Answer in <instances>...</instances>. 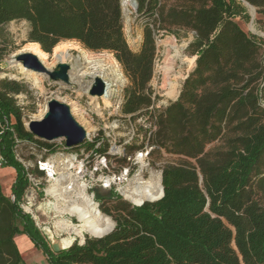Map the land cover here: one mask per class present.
<instances>
[{
	"label": "trees",
	"instance_id": "16d2710c",
	"mask_svg": "<svg viewBox=\"0 0 264 264\" xmlns=\"http://www.w3.org/2000/svg\"><path fill=\"white\" fill-rule=\"evenodd\" d=\"M137 1L151 18L137 51L124 32L122 0H0V28L27 21L28 40L49 53L68 40L112 52L130 80L121 113L133 120L148 116L157 151L193 162L163 167L158 200L139 206L111 190L101 210L113 217L114 230L55 252L20 206L29 174L45 172L27 169L16 147L38 150L37 159L47 155L43 148L53 153L57 146L26 128L16 99L27 92L25 84L0 79V154L16 171L14 200L0 186V264H26L14 240L18 233L43 250L48 264H264V37L237 20H250L242 0ZM246 1L264 16V0ZM181 30L194 33L188 53L197 57L195 68L176 100L149 109L156 105L150 82L157 35L180 37ZM5 53L0 40V63ZM99 140L85 146L95 148Z\"/></svg>",
	"mask_w": 264,
	"mask_h": 264
},
{
	"label": "rangeland",
	"instance_id": "374dc122",
	"mask_svg": "<svg viewBox=\"0 0 264 264\" xmlns=\"http://www.w3.org/2000/svg\"><path fill=\"white\" fill-rule=\"evenodd\" d=\"M165 1L168 5H172L177 0ZM122 9L124 32L127 41L130 47L134 51H137L141 47L144 27L151 18L146 12L139 11L137 0H122ZM246 9L250 15V20L245 21L238 17L237 20L240 25L247 32L264 37V16L258 14V8L256 7V13L251 18L250 12H254V8L249 6ZM259 19H262L263 23H260ZM29 29V23L25 20H14L4 24L0 28V40L6 48V53L0 63V79L8 77L25 84L27 92L16 95V99L17 103L23 107V120L26 128L27 119H42L48 109V102L56 99L68 104L74 118L88 131L95 132L97 136H104L107 143L115 140L121 143L131 141V144L127 146L125 156L113 161L114 167H110L112 171H119L121 166L135 161L134 157L139 147L153 146L150 143V136L142 132L143 127H149L150 125L149 119L146 116L137 118L136 120L130 119L128 116H124L121 111L118 112L116 110L117 101L115 99L110 100L108 98L106 100L104 96L90 94V88L94 83L95 76H100L111 85L112 93L110 97H124L125 88L130 84V80L121 63L112 52L91 51L85 49L80 42L75 40L61 42V48H65L74 57L82 56V52H87L90 57L94 58V62L92 63L93 66L89 65L83 57L80 62L81 64L79 63L80 65H77L76 61L65 60L64 62L70 64L71 67L69 71L70 83L56 82L50 79L45 73L28 71L29 69H26L16 60L17 55L20 53H34L29 48L33 44V42L28 40ZM193 39V31L186 30L180 31V37L173 33L164 32L157 35V55L154 76L150 82L153 97L156 100V107L164 108L178 98L185 79L194 70L197 57L196 55L188 53V46ZM47 53V63L50 69H54L61 60L54 56L55 50ZM39 58L42 60L40 56ZM12 60L15 61L13 62ZM83 72L84 74L80 76L81 78L79 80L75 78L76 76L74 74H81ZM174 82L178 83V94L175 97H170L171 83ZM117 125H119L118 128H116ZM215 145L213 144L209 147ZM130 146L133 147L130 148ZM157 150L158 148L153 147L150 154L153 170L163 169L167 164H180L185 161H192L184 156L169 154L164 149H161V151ZM34 153H38V150H33L23 145H19L16 148V157L28 169L38 168L36 159L33 158ZM51 155H46L44 159L54 160L52 157L55 155V151ZM53 169H55L57 174L63 172V166L59 163H55ZM77 170L76 163L73 171L75 172ZM15 177L16 171L14 168L5 165L0 167V186L3 194L7 197L13 198L12 186ZM54 183L55 181L46 172L41 176L32 175L31 184L26 190L24 199L20 202L23 211L33 218L43 236V240L52 248V243L56 240H59L58 242L62 247H68L76 241L83 243L86 237H94L86 231H84L83 236H78L55 225L57 220L69 218L74 226L81 227V222L77 217L68 214L60 216L54 208L49 206L48 203L50 200L55 201V198L48 191ZM67 184H70V180L62 181L60 187H64ZM86 191L98 203V207L101 210V203L105 201V198H108L111 190H105L99 186H95L93 189H86ZM72 194V191L70 194L67 192L68 196ZM100 198L102 199L99 200ZM129 202L132 203L131 201ZM103 214L106 215L105 213ZM108 217L113 219L111 216ZM21 223L22 220H19L18 224L21 225ZM72 236L74 239L69 243V239ZM19 246L22 247L23 258L26 260H30L29 258L36 253L35 248L31 245ZM40 253L44 254L42 250Z\"/></svg>",
	"mask_w": 264,
	"mask_h": 264
},
{
	"label": "built area",
	"instance_id": "2783aa9c",
	"mask_svg": "<svg viewBox=\"0 0 264 264\" xmlns=\"http://www.w3.org/2000/svg\"><path fill=\"white\" fill-rule=\"evenodd\" d=\"M109 99H115L117 101L116 110L120 112L122 103L124 102V97H109ZM154 107H156V105H152L149 109L153 110ZM156 108H158V106ZM124 116H128L130 119H132V115ZM146 117L149 119L148 116ZM149 122V127H143V129L141 127V129L142 132H145L151 136L156 127L151 119H149ZM118 127L119 125L116 126V128ZM86 131L87 137L85 142L77 147L67 146L66 139L64 137L50 142L55 143L57 146L54 155L55 158H53V156L52 159L54 160H45L41 154L36 159L38 169L46 172L50 176L49 169L46 167L47 163H49L52 168H54L55 163H59L61 166H63V172L66 173L69 171L76 174L78 176L79 182L81 181L80 183H84L86 185V189H93V187L99 186L105 190H113L114 192H117L119 195H121L124 199L129 200L132 203H134L132 200L133 197H145V194L156 193L160 186H162V169L153 170L150 160L151 150L155 146L139 147V150L134 157L135 161H131L129 164L121 166L119 171H112L110 167H114L113 161L125 156L127 152V146L131 144V141L121 143L115 140L113 142L107 143L106 152H100L97 149L100 146L105 145L106 138L101 136V140L97 141L95 148H87L85 145L89 142H93L94 139L99 135L97 136L95 135V132L88 131L87 129ZM42 151L43 154L47 153L48 155L49 153L47 148H43ZM51 154L52 153H49V155ZM5 162L6 161L4 157L0 154V167L4 166ZM76 163L78 170L74 172L73 169L76 166ZM24 166L27 168L25 164ZM58 175L59 174L56 172L54 173L55 177H58ZM29 177L31 180L32 174H29ZM12 199H15L14 195ZM146 201L155 200H149L146 198L143 203L134 204L140 206Z\"/></svg>",
	"mask_w": 264,
	"mask_h": 264
},
{
	"label": "bare ground",
	"instance_id": "6f19581e",
	"mask_svg": "<svg viewBox=\"0 0 264 264\" xmlns=\"http://www.w3.org/2000/svg\"><path fill=\"white\" fill-rule=\"evenodd\" d=\"M31 51L34 52L35 55L42 58L43 64L50 69V66L47 63L46 57L48 55L45 52L39 43L33 42V44L29 47ZM55 53L54 56L61 60L60 62H64L65 60H73L77 62V65H80L82 57L86 59L89 65H92L94 62V58L90 57L87 52H82V56L74 57L69 51L65 48H61L60 43L54 48ZM13 62L15 60H12ZM12 63V62H11ZM21 63V62H20ZM74 63V62H73ZM80 63V64H79ZM22 64V63H21ZM97 64V63H96ZM23 65V64H22ZM75 65V64H74ZM93 66V65H92ZM95 66V65H94ZM80 67V66H79ZM26 68V67H25ZM28 69V68H26ZM28 71L35 72L31 69ZM75 71V69H74ZM39 73V72H37ZM84 74H74L76 79H80ZM72 76V75H71ZM36 79V78H35ZM107 92L105 95V99L107 100L110 97L111 92V85L107 82ZM170 89V88H169ZM178 94V83L174 82L171 83V90L169 92L170 97H175ZM46 167H48L50 176L55 183L50 186L48 189L49 193L55 198V201L50 200L48 203L51 208L56 210V213L60 216L64 214H68L70 216H75L81 222V227H76L73 225L71 219L69 218H62L55 222V225L61 229H65L70 233H74L78 236H83L84 231L88 232L92 236H103L110 232L115 222L112 218L104 215L100 208L98 207V203L92 198V196L87 193L85 184L79 183L78 176L72 172L67 171L62 172L58 175V177L54 176L55 169H53L49 163H47ZM70 180V184L65 185L64 187H60L62 181ZM69 190V191H67ZM73 192L72 195H67ZM163 195V188L157 190L156 193H148L145 194V197H133L132 200L136 204H141L147 198L149 200H156ZM60 229V230H61ZM73 236L69 239V243L73 240ZM69 247V246H68Z\"/></svg>",
	"mask_w": 264,
	"mask_h": 264
},
{
	"label": "water",
	"instance_id": "95a60500",
	"mask_svg": "<svg viewBox=\"0 0 264 264\" xmlns=\"http://www.w3.org/2000/svg\"><path fill=\"white\" fill-rule=\"evenodd\" d=\"M242 1L246 7L249 8V6H252L254 8V12H250L251 18H253L256 13V7L246 0ZM16 60L21 62L23 66L28 69L39 73H45L53 81L70 83L69 71L71 67L70 64L66 62H59L54 69H48L38 56L32 52L20 53L17 55ZM107 87V82L102 77L95 76L94 83L90 88V94L94 96H103L107 92ZM26 122L27 129L36 138L42 139L46 142H52L55 139L64 137L67 146L77 147L84 143L87 137L86 129L74 118L70 106L56 99H52L48 102V109L42 119H27ZM163 195L160 198H162ZM115 226L116 223L113 229L105 235L111 233ZM58 241L59 240H56L52 243V249L55 252H60L61 250L70 247H62Z\"/></svg>",
	"mask_w": 264,
	"mask_h": 264
},
{
	"label": "crops",
	"instance_id": "0c3cea01",
	"mask_svg": "<svg viewBox=\"0 0 264 264\" xmlns=\"http://www.w3.org/2000/svg\"><path fill=\"white\" fill-rule=\"evenodd\" d=\"M14 240H15L20 252L22 253V255H23L22 247H20L19 245H23V247H24V245L25 246L31 245L35 248L36 253H34L29 258L30 260L24 259L26 264H48V261H47L46 257L44 256V254L40 253L42 249L37 247L28 235L23 234V233H18L15 235ZM18 242H19V245H18ZM42 252H43V250H42Z\"/></svg>",
	"mask_w": 264,
	"mask_h": 264
}]
</instances>
